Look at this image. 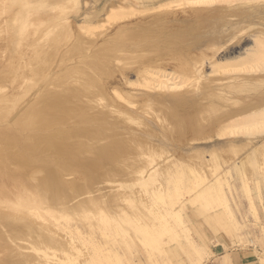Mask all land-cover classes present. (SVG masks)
<instances>
[{
    "label": "bare ground",
    "instance_id": "obj_1",
    "mask_svg": "<svg viewBox=\"0 0 264 264\" xmlns=\"http://www.w3.org/2000/svg\"><path fill=\"white\" fill-rule=\"evenodd\" d=\"M1 1L3 0H0V6ZM33 2L35 4L39 0H18L21 4L20 11H15V17L2 21L0 53L9 54L6 50L9 45L7 23L12 24L13 20H17L21 12L25 13ZM127 5L126 8L123 3L113 0L104 10V17L97 11L84 19L89 25L79 24L73 35L70 33L72 40H76L72 46L68 45V49L74 48L75 51L83 45H91L87 47L89 52L86 51L88 59L84 58L87 61L83 62L82 59V65L75 70L70 68L64 74L55 71L59 69L54 67L57 62H51L52 56H46L52 64L47 72L35 66L24 69L39 52V45L37 49L31 48V51V46L23 48L20 23L15 24L16 37L12 49L14 55L20 57V66L12 62L11 66H14L11 67L8 66L9 60L8 65L0 61V246L6 247L3 249L7 251L0 264H95L105 259L120 261L121 256L115 242L96 236L93 226L95 223L92 225L93 222L86 220L90 226L86 224L89 229H85V224L81 225L78 221L73 224L60 222L58 214L70 218L71 212H89V209L96 207L99 209L100 220L104 223L114 222L118 226L119 221L128 222L146 240H153L152 235L161 231L166 214L174 212L177 223H182L179 211L169 207L162 212L163 207L155 208L151 199L155 196H171L173 190L169 187L170 183H177L183 176L187 162L169 154L166 146L171 141L173 131L189 126L198 128L201 125L198 118L200 113L211 115L219 112L208 121L212 134L206 136L210 131L208 130L201 143L205 146L211 144L210 147L213 148L199 154H204L203 158L210 157L215 168L210 175L197 170L193 172L194 180L189 185V193L192 192L194 198L191 196L189 201L194 206L204 202L225 210L228 199L226 200L224 188L230 187L232 175L230 169L220 170L219 162L222 160L225 164L229 160L234 161L236 156H240L241 148H246L256 139L264 138V0H162L140 5L139 8L130 3ZM186 7L195 8V12L188 15L192 21L181 20V26L185 27L183 31L182 28L179 29L181 33L178 34L183 37L195 31L199 34L190 43L186 38L188 45L180 44L177 37L174 39L175 36L170 31L172 25L168 26V21H162L161 14L147 16L143 21L140 19L141 25H136L135 30L124 35L126 40L122 43L119 41L111 44L105 41L106 43L101 42V48L96 46L92 38L88 39L115 22L117 29H120L123 26L118 25L120 22L127 24V20L133 21L139 15ZM207 8V12L217 10L216 23L213 22L211 27L208 26L210 20L206 14H199ZM10 9L7 10L8 13ZM225 14L238 19H229ZM62 20L61 16V19L47 27L62 23ZM206 26L209 30L202 32ZM66 29L70 32L68 26ZM42 30L40 35L52 29ZM48 32L47 36H50L52 31ZM104 35H101L102 39ZM52 49H56L54 45L47 48L48 51ZM188 50L200 51L202 59L209 61V65L205 67L203 63L204 66H199L201 57L190 56ZM119 51L124 52L121 55L123 57L117 55ZM20 52H28V55L22 57L23 54H18ZM165 52L167 56L161 57ZM208 52H212V55L207 57ZM50 55L55 58L53 53ZM114 55L117 57L113 58ZM134 58L140 60H135V64L126 70L116 69L119 65L126 64L121 63V59L128 61ZM3 67L8 71H2ZM171 69L181 74L175 77V74L172 75L175 72ZM61 74L62 80L59 81L57 77ZM36 77L38 79L34 80ZM46 80L48 84L44 85ZM192 81L201 82L198 91H181ZM25 82L27 86L23 87ZM8 85L12 87L7 88ZM19 88L22 91L19 92ZM136 90H142L143 94H138ZM151 90L162 91L153 93ZM149 116L160 124V133L154 129ZM201 138L203 137L200 136V140ZM241 141L245 143L239 144ZM218 145L227 146L226 151L232 153V156L229 158L230 154H226L227 159H222L219 153L222 151L223 155V150L218 151ZM261 155H264V141L254 148L253 153L244 154L237 160L233 167L236 174L244 180L248 166L262 162ZM74 169L79 171L78 175L74 174L80 177L79 182L78 179L75 181L76 176H71ZM110 179L119 181V184L115 183L117 188L111 189L102 197L95 194L102 192L101 186L88 183L90 180L97 183L109 180L107 183H110ZM111 182L114 183L112 180ZM137 184L141 186L140 190L135 189ZM90 186L94 189L92 196L89 195ZM138 194L144 196V201L141 200L144 211H140L133 202ZM123 201L132 211L120 208L121 204L118 205V202ZM84 214L83 216L86 215ZM157 214L161 215L159 217L162 220L158 219ZM155 216L161 221L159 224L154 221ZM164 227L167 230L173 228L166 219ZM172 235L174 238L179 236L176 230L172 231ZM86 245L90 246L88 253L82 249ZM78 249L79 253L83 251L80 260L75 256V250ZM193 250L195 251L194 246ZM128 261L131 262L130 259Z\"/></svg>",
    "mask_w": 264,
    "mask_h": 264
},
{
    "label": "rangeland",
    "instance_id": "obj_2",
    "mask_svg": "<svg viewBox=\"0 0 264 264\" xmlns=\"http://www.w3.org/2000/svg\"><path fill=\"white\" fill-rule=\"evenodd\" d=\"M8 1H9V3H11L13 5L8 4L6 0L1 1L3 6L2 5L0 6V19H1L0 20V26H1L0 29L3 28L4 22H2V21L6 20L8 17H12V16L15 17L16 16L15 14H16L17 10L20 11V9H21L20 8L21 4L18 3V0H8ZM112 1L113 0H48V2H51V3H48L46 0L45 1L44 0H39L40 3L37 2L35 4L33 2L31 5H29L30 7L25 12L26 14L23 13V11H22L21 15L17 17L18 18L17 20H13L12 24L11 23H7L6 29L8 30V34H9L8 35L9 36V45H8L9 49L7 48L6 50H7V52L9 54L6 55V54H3V53H0V61L2 63H4V64L6 63V65H8L7 61L9 60L10 63H9L8 66H11L12 62H14L15 64L17 63L18 64L17 66H20V63H19V62H21V60L19 59L20 57H18L17 55H14L13 49H12L14 47L13 40L16 37L15 36L16 25L18 23H20V28H21L22 33H23V35L21 36V39L23 40V42H22L23 43L22 44L23 48L31 46L30 47V51H31L32 50L31 48L37 49V46L39 45L38 46L39 52L37 53V55L35 57L33 56V59H31V61H30L31 63H28V65L25 66L24 69L28 70V69H31L32 66H35L37 69H39V68L40 69H44L45 72H47L48 71L47 68L49 67L51 62L54 60V62H57V65L59 67V68H57V65L54 66L56 69H59V70H55L56 72L58 71V72L64 74L65 72L67 73L71 69L75 70V68L77 66L82 65L81 64L82 61L83 62L87 61V60H85V59H88V57H86L88 55L87 53L89 52L87 47L90 46L91 44L87 43L88 45H83L82 48L79 47V49H77L78 51L77 50L74 51L73 50L74 48H72L71 50L68 49V45L69 46L71 44L73 45V43L76 40V39L72 40L73 39L72 35H73L74 31H76V28L78 27L79 24H87V25H89L90 23H86L84 21V19L86 17L92 15V14H95L97 11H100L102 17H104L105 16L104 15V10L109 6V4ZM114 1H116L117 3L118 2L119 3H123L124 5H126V8L128 7V5H127L128 3L135 5L134 7H136V8H139V6L141 4H144V0H114ZM7 4L10 5L11 7L8 6ZM65 4L68 5V6H66ZM12 6H14V7L16 6V7L12 8ZM40 6H42V7H40ZM1 7L3 9H1ZM32 7L35 8V9H33ZM7 8L8 9L11 8L10 9L11 11L9 13H8L9 10ZM189 8L190 9H188L187 7L186 8H182V9H176V8L172 9V8H170L169 10L167 9V12H166V10H161L162 12H164L163 14L165 16L161 13V11H159L158 13L154 12V13L149 14V15H139L138 14L139 16H137L135 19L133 18V21H131L132 19H129L130 22H129V20H127L126 21L127 24L123 23L124 21L122 23L118 22L119 26H121L120 24H123V26H121L120 29H119V27L117 29V26H115V25H117V23L115 22V24L110 25V26H108V28L102 30L104 32L100 31L99 33H97L98 35L97 34L95 35V37L93 36V37H89V38L87 37V38L88 39L92 38L93 41L96 43V46H99V47H101L100 44L106 43L108 41H109V43L112 42L113 44L116 43V42L119 43V41H120V43H122V42H124L126 40L125 36H127V34L130 33L131 31L135 30L137 26H140L141 22L144 19H146L147 16L154 15V14L155 15L161 14L162 15V21H164V20H165V22L168 21V23L170 25L168 23L164 22L166 25L168 24V26L172 25L171 28H170V31L173 34V36H175L174 39L177 37V40H179L180 44L186 43V45H188L187 41H189V43H190L193 38L195 39V37H197L199 35L198 32L195 33L196 31L194 33L191 32L190 34H188L189 36H187V37H183V36L178 34V33H181V31H183V29L185 27V26H181V20L187 19V21L188 20L192 21V18H189L188 15L189 14L191 15V12L194 13L195 12V8H193V7H189ZM208 8H210V7H208ZM208 8L204 9L201 12H199V14H201V16H202V14H203V16H205V14H206L208 19L210 20V23H208V26L211 27L213 25V22L216 23L215 22V15H217V13H216L217 10H215V11H210L209 10L207 12ZM174 9H176V10H174ZM188 10H190V11H188ZM184 12H186L187 14L184 13ZM203 12H205V13H203ZM213 12H215V14ZM179 13H182V14H179ZM184 14H186L185 17H184ZM208 14H209V16H208ZM174 15H175V18H174ZM181 15H183V16H181ZM211 15H213L214 17L211 16ZM24 16H25V18H24ZM61 16L63 18L62 23L60 22L58 24H54L53 26H51L49 28L47 27L48 24L56 22V20H58V19H61ZM141 16H143V17H141ZM224 16H228V15L225 14ZM229 16L227 17L229 19H234V20L238 19L235 16H232V17H229ZM170 17H172V18L170 19ZM137 18H139V19H137ZM172 19L174 21H172ZM176 19H177V21H176ZM67 20L69 21V23H68ZM174 23L175 24L176 23L177 24L180 23V24L179 25L176 24V26H175ZM173 25H174V27H173ZM67 26H68V29L70 30V32L66 29ZM127 26L129 28V30H128V28H126ZM208 26H206V27H204L202 29L204 31H202V30L201 31L202 32H206L207 30H209ZM114 27H115L116 31H114L115 29L113 30ZM176 27L178 29L177 32L175 31V30H177ZM124 28H126V29H124ZM181 28H182V30H181ZM42 29L43 30L52 29V30H47L45 32V34L48 31H50V33L52 31V33L49 34L50 36H47L49 32L46 35L45 34L44 35H40L41 34L40 32H41ZM140 30H142V28ZM172 30L174 32H172ZM152 31H154V29H152ZM154 32H157V31L155 30ZM61 33H63V34L61 35ZM103 33L105 34L103 36L105 40L101 38V35H103ZM110 33H112L114 35H110ZM69 34L71 35V38H69L70 37ZM175 34H177V35H175ZM46 36H47V38H46ZM57 36H58V38H56ZM98 36H100V37H98ZM179 36H181V38H183V39L181 40V38ZM190 37H191V39H189ZM186 38H188V40ZM70 40H72V41H70ZM100 40H102V41H100ZM55 41H56V43H55ZM183 41H185V42H183ZM49 45H54L56 49H52V50L48 51L47 48H48ZM59 45H60V47H59ZM39 47H41V48H39ZM86 51H88V52H86ZM189 51L190 50H188V52ZM32 52H34V51H32ZM119 52L117 53V55L119 57H123L121 55H123L124 52H122V51H119ZM50 53H53L55 58L57 56L58 57L55 59L53 57V55H50ZM57 53H59V54H57ZM189 53H190V56L195 55L197 57H201V54H200L201 52L200 51L199 52H197V51H195V52L193 51L192 52L191 51ZM198 53H199V55H198ZM18 54H23L22 57H26L28 55V52H25V53L20 52ZM47 54H49V55H47ZM84 54H85V57H84ZM117 55H114L113 58L117 57ZM211 55H212V52L206 53L207 57L211 56ZM46 56H52L51 62L49 61V57H46ZM165 56H167L166 52L163 53L161 57H165ZM4 57H6L5 61H4ZM202 57H201V59H202ZM207 57H205V58H207ZM138 59L139 58H137V59L136 58L128 59V61H126V59H124V60L121 59L120 60L121 63H126V64H121L116 69H119V70L120 69H122V70L124 69V70H126L127 68L131 67V65L133 66L135 64L134 62H136ZM45 62H47V63L45 64ZM203 63L205 65V67H207L209 65V61H205L204 59H202L201 62L198 63V65L199 66L203 65ZM13 66H11V67H13ZM1 69H2V71H8V70L5 69V67H3ZM171 71L175 72V73H172V75L175 74V75H173L175 77L178 74H181L178 71H177L178 72L177 73L176 70H173V69H171ZM60 77H61V79H60ZM57 78H59V81L62 80V74H61V76H59ZM37 79L38 78L36 77V79H34V80H37ZM34 80L32 79L31 81H33L34 84H35L36 82ZM47 80L45 81V83H43L44 85L48 84ZM31 81H29V84H32ZM197 82L198 81L189 82L188 83L189 84L188 87L185 86L187 88V90L184 87L185 90H181V91H183V92L190 91V90L192 92L198 91L200 89L199 87H201V86H199L201 82L200 83L198 82V84H197ZM225 82H227V81L225 80ZM25 84H26V82L23 84V87L27 86ZM194 85H195V87H194ZM6 87L10 88L12 86L8 85ZM18 90H19V92L22 91V89L20 90V88ZM151 91H153V93H158V91H162V90H155L156 92L154 90H151ZM136 92H138V94H141L142 90H139V91L136 90ZM166 92L169 93L168 91H166ZM142 94H143V92H142ZM24 110H26V109H24ZM24 110L22 111V114L24 113ZM222 110H224V109L222 108ZM222 112H220V113H222ZM200 114H201L200 117H198L199 120H200L199 123L201 124V125H199L200 128L199 127L196 128V126L195 127L193 126V128H192V126H189L190 128L189 127H185V129L183 128L181 130L173 131V135L174 136L172 135V137L170 139L171 141H169V145L166 146V148L170 152L169 154H173V156H176V157H181L182 159L185 160V162H187L189 164L188 165L187 163H185L186 167H184V169H183V171H184L183 176L181 177V179H179L180 181H177V183L176 182H174V184H173V182L170 183L169 187H170L171 190H173L172 193H171V196H163V197L162 196L161 197L155 196L153 199H151V204H155V208L157 206H158L157 208H162L163 207V209L161 210L162 212H165L164 211L165 208L168 209L169 207H171V208L173 207V209H175L176 211H179L181 213L182 223L183 224L182 223H179V224L177 223L175 214H173L174 212L172 214L170 213V215L166 214L164 216V218H163L164 226H165V219H166L167 221L169 220V223L173 226V228L171 227V229L167 230L166 229L167 227L165 228L164 226H161L162 227L160 229L161 231L158 230V231L155 232V234L152 235V238H154L153 240L152 239H147L146 240V239H143V237L140 235V233H138V231H136L135 228L131 227L132 225L129 224L128 222L124 223V221H119V225L118 226H117V224H114V222H112L110 224L109 223H104L103 221L100 220V215H99L100 213H98L99 209L97 210L96 207H93L94 209L93 208L89 209V212L83 211V213L86 214V215L84 214L85 216H83L82 212H77L76 213L77 216H76L75 213L73 214L71 212L70 213L71 214L70 218L66 217V216H60V214H58V216L62 218V220L60 218V222H62V223L69 222V223L73 224L74 222L76 223L78 221V223L79 222L82 223V224L80 223L81 225L85 224V225H83L84 227L86 226L85 229L86 228L89 229V226H90L89 225L90 223L88 224L89 221L93 222L92 225L95 223L93 226H95L94 229L96 230V236L98 235L97 236L98 238L101 237L100 239H102V240H104L106 238L105 240H107V241H109L111 243H112V241L115 242L116 247L118 248V252H119V254L121 256L120 261L118 260L117 262H111V260H106L105 259L104 261L96 262L95 264H97V263L98 264H217L215 262V257H213V254L210 251V247H209L210 243L206 242L204 240V238H203L205 236V233H207L208 231H212L213 232V230H214V232H215L214 228L223 229L225 234H227V236L233 242L232 245H234L235 247L252 248V249H254L257 252V254L259 255L261 260H262V258H264V160H263L264 155L260 156V158H261L260 160L262 161L261 163L258 164V162H257L254 165H249L248 166V172H247V175H245V179H244L245 181L248 179L247 182H243L244 180L242 179V177L238 176V174H236V171L233 168L235 163L237 162V160H239L244 154L253 153L254 148L257 145L262 144L263 141H264V138L256 139L252 143L253 145L249 144L248 146H246V148L245 147H244V149L241 148L240 152H239L240 156L239 155L236 156L234 158L235 159L234 161L229 160V162L225 163V164L222 163L223 162L222 160H221L222 162L221 161L219 162V164L221 165V169L220 170H222V168L223 169H230V172H231V175H232V177L230 178V181H229L230 187L226 186L224 188V190H225V192L227 194L226 200L228 199L226 201L227 204L225 203L226 205L224 206L225 210L222 209V208L218 209V207L214 208L211 205H207L204 202H201V204L199 203V204L194 206L189 201L191 196H192V198H194V196L192 195V192L189 193V188H190L189 185H192L193 184V180H194V178L192 177L194 175L193 172H197L198 171V172H201V173L203 172L205 174L210 175L212 173V171H214V168H215L214 164H212L213 160H211L210 157L204 156V158H203L204 154H202V155H199V154H201L203 151H210L213 148V147H210L211 144L205 146V145H203L201 143L204 142V138L206 136H209V134L210 135L212 134L211 132H213V131H212L211 128H209V123L210 122H208V121H211L215 117V114L217 115V114H219V112H217L215 114H211V115H208V114H205V113H200ZM167 116H168V114H167ZM204 117H207V118H204ZM208 118H210V119L208 120ZM149 119H151V121L153 122L154 129L158 133H160L161 130H162L160 128L161 127L160 124L159 123L157 124V121L154 118H152L151 116H149ZM202 120H204V121H202ZM188 121H189V118H188ZM201 121H202V123H201ZM207 124H208V127H207ZM157 125H159V126H157ZM203 127H205L204 131H202ZM195 130H197L199 133L197 131H195ZM208 130H210V131H209L208 135H206L207 134L206 132ZM195 132L198 133V134H196ZM202 132H203V134H202ZM200 136L203 137V138H201V140H200ZM185 140H186V142H185ZM192 141H194L196 144L193 143ZM245 141L244 142L241 141V142H239V144L245 143ZM224 144L226 145V143H224ZM225 145L216 146L218 148V151L219 150H223V155L221 154L222 151L219 153L222 159H225V158L227 159L228 156H229V158L232 156L231 155L232 153H229L228 151H226L227 146H225ZM193 152H197V154L196 153L193 154ZM226 154H230V155L227 156ZM198 156H200V157H198ZM191 157H193V158H191ZM196 157H198V159ZM191 159H192V161H191ZM160 160H162V159H158V161H160ZM126 162H124V163H126ZM192 167L195 168V169H193ZM78 173H79L78 169H74L73 173L71 174L72 177L76 176L75 181H77V179L80 178V177H77ZM74 174H77V175H74ZM189 176H191V179H189ZM80 180L78 179V182ZM111 180L114 183H112ZM248 181H249V183H248ZM107 182H109V180H104L103 183H97L94 180L88 181V183L91 184V185L93 184V186H96V187H98V186L100 187L101 186V188L103 189L102 192L101 191L95 192V194H97L99 197H102L103 194H104V196H106V194H108V192L111 191V189H116L117 188V186H118V185H116L117 182L119 184V181H116V180L114 181V179H110V183H107ZM113 185H115V186H113ZM138 185L139 184H137V186L135 185V189L140 190L141 186H138ZM246 186H247V188H246ZM89 190H91V192H92V193L90 192L89 195L91 194V196H92V194L94 192L93 191L94 189H92V186L89 187ZM100 193H101V195H99ZM140 194H138L139 197L141 196ZM97 195H95V196L98 197ZM138 195L134 199L135 201H133V202H134L135 206L137 205L136 207L139 210L140 209L143 210V208H144L143 204L144 203L142 201H144V196H141L140 198H138ZM85 197H87V196H85ZM124 204H125L124 201L123 202H118V205L121 206L120 208H125V210L128 211V212L132 211L130 206H128V204H125V206H124ZM226 206H227L228 209L226 208ZM226 212H228V213H226ZM157 215H158V219L162 220V218L159 217L160 214H157ZM83 217H84L85 220L83 219ZM151 217L153 218L154 216H151ZM154 221L157 224H159V222H161V221L157 220L156 216H155ZM45 223H48V222H45ZM236 223H237V226H234V224H236ZM86 224L89 225V226H87ZM121 225H122V227H121ZM123 226H125V227H123ZM96 227H98V228H96ZM103 228H104V231H103ZM113 228H114V230H113ZM128 228H129V230H128ZM168 228H169V226H168ZM173 230H176L177 233L179 234V236L177 238H174V236L172 235V231ZM126 232H127V234H126ZM163 232H164V234H163ZM168 232H170V233L168 234ZM155 235H157V236H155ZM156 237H158V238L156 239ZM180 238H181V240H180ZM86 246L88 247L89 245H86ZM86 246H84L85 248L82 247V249H83V251L88 253L90 246L88 248ZM193 246H194L195 251H198V253H195V251L193 250ZM3 248L5 249L6 247L3 246ZM3 248L0 246V262L1 263H3V261H4L3 259L5 258V255H3V254H6V252H7ZM78 250H75L77 255H76L74 250H73L74 251L73 253H75V256L78 257L79 260H80L81 259L80 254L83 251L81 253H79L80 249H78ZM128 258L133 263L128 261L129 260ZM261 260H260V262H261Z\"/></svg>",
    "mask_w": 264,
    "mask_h": 264
},
{
    "label": "crops",
    "instance_id": "obj_3",
    "mask_svg": "<svg viewBox=\"0 0 264 264\" xmlns=\"http://www.w3.org/2000/svg\"><path fill=\"white\" fill-rule=\"evenodd\" d=\"M159 1L162 0H144V4L156 3ZM234 226H237V223L234 224ZM214 229L215 232L214 230L213 232L208 231L207 233H205V236L203 238L206 242L210 243L209 246L210 251L213 254V257H215V262L217 264H263L264 263V258H262L261 260L259 255L254 249L235 247L234 245H232L233 242L227 236V234H225L223 229L221 228H214Z\"/></svg>",
    "mask_w": 264,
    "mask_h": 264
}]
</instances>
